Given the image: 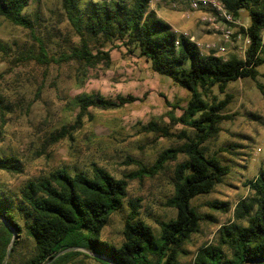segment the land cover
I'll return each mask as SVG.
<instances>
[{
  "label": "rangeland",
  "instance_id": "obj_1",
  "mask_svg": "<svg viewBox=\"0 0 264 264\" xmlns=\"http://www.w3.org/2000/svg\"><path fill=\"white\" fill-rule=\"evenodd\" d=\"M90 1L81 0V5ZM149 9L169 23L175 34H187L197 42L203 54L214 52L224 59L246 56L249 46L241 27L251 23L247 10L235 16L236 24H229L220 18L211 20L213 10L194 9L190 0H150ZM25 14L34 32L0 16V154L15 155L23 164V172L0 169L1 188L19 194L28 180L48 176L63 166L87 173L100 167L123 178L138 168L130 159L152 164L162 151L183 145L195 135L190 126L177 120L190 92L153 71L138 52L131 53L119 41L103 44L96 39L91 41L93 52L109 51V61L98 59L89 65L66 59L81 38L66 16L63 0H31ZM228 25L234 28L229 39L224 31ZM41 46L47 57L41 55ZM259 72L256 80L230 82L224 92L218 87L208 91L210 101L231 95L224 111L230 119L220 124L219 133L204 146L208 155L219 156L232 169L212 191L192 200L205 220L183 246L185 262L200 247L218 242L219 230L233 221L237 203L252 194L248 180L264 169V64ZM97 93L112 99L120 95L139 99L117 109L90 106L83 124L72 136L65 133L61 138L58 132L77 120L80 99ZM186 159L180 153L159 174L130 181L124 208L112 215L103 237L116 244L123 242L132 202L140 218L159 235V221L176 215V209L166 202L174 193L176 164ZM212 202L227 203L231 209L211 206ZM85 264L101 263L87 259Z\"/></svg>",
  "mask_w": 264,
  "mask_h": 264
},
{
  "label": "trees",
  "instance_id": "obj_2",
  "mask_svg": "<svg viewBox=\"0 0 264 264\" xmlns=\"http://www.w3.org/2000/svg\"><path fill=\"white\" fill-rule=\"evenodd\" d=\"M221 1L235 16L241 10L249 12L250 25L241 27L251 38L245 58L203 54L197 42L175 34L169 23L149 9L150 0H91L85 6L81 0H63L66 16L81 38L80 45L66 59L76 58L89 65L98 59L109 61V51L93 52L91 41L96 39H102L103 44L119 41L131 53L138 52L151 63L153 71L190 92L177 120L190 126L195 135L183 145L162 151L152 164L130 159L138 168L123 178L100 167L87 173L71 172L63 166L48 176L28 180L19 194L0 187V264H85L87 259L101 264H264L259 261L264 259V169L248 180L246 185L252 194L237 203L233 221L219 230L218 242L200 247L192 260L183 261L187 252L184 244L205 220L192 200L212 191L232 169L219 156L208 155L204 146L219 133L220 124L230 119L224 111L231 95L210 101L208 91L218 87L224 92L230 82L239 79L256 80L264 64V0ZM30 2L0 0V16L33 31L25 14ZM40 53L48 56L43 46ZM138 99L132 95L112 99L99 93L87 94L80 99L81 111L75 124L63 127L58 135L72 136V131L83 124V115L89 113L90 106L117 109ZM180 153L187 159L176 164L174 193L166 202L176 209V215L159 221L160 234L140 218L137 204L132 202L123 242L105 239L103 231L112 215L124 208L130 181L159 174ZM0 169L23 172V164L15 155L0 154ZM211 206L231 209L227 203L212 202ZM14 234L16 239L8 255ZM70 247L78 249L57 256Z\"/></svg>",
  "mask_w": 264,
  "mask_h": 264
},
{
  "label": "built area",
  "instance_id": "obj_3",
  "mask_svg": "<svg viewBox=\"0 0 264 264\" xmlns=\"http://www.w3.org/2000/svg\"><path fill=\"white\" fill-rule=\"evenodd\" d=\"M190 4L194 9H211L213 10L214 17L210 18L211 20H215L216 18H220L229 24H236L238 21L236 20L235 15L227 9L225 4L221 0H190ZM225 37L229 39L234 32V28L232 25H228L225 27ZM185 36L187 34H184ZM193 39V38H192ZM246 45H250L251 38L249 35H245ZM224 50V48H222Z\"/></svg>",
  "mask_w": 264,
  "mask_h": 264
},
{
  "label": "water",
  "instance_id": "obj_4",
  "mask_svg": "<svg viewBox=\"0 0 264 264\" xmlns=\"http://www.w3.org/2000/svg\"><path fill=\"white\" fill-rule=\"evenodd\" d=\"M15 239H16V235L14 234L13 239H12V242H11V244H10V246H9L8 255H10V253H11V251H12V248H13V244H14ZM77 249H78L77 247H70V248H67V249H65V250H63V251H61V252H59V253L57 254V256H60V255H62V254H64V253H66V252L73 251V250H77ZM57 256H56V257H57ZM97 256H99V255H97ZM259 261H260V262H261V261H264V259H263V260H259ZM259 261H258V262H259ZM249 264H256V261H252V262H250Z\"/></svg>",
  "mask_w": 264,
  "mask_h": 264
}]
</instances>
